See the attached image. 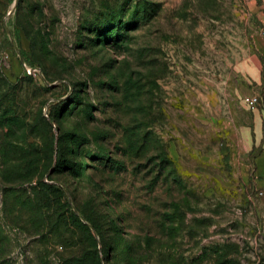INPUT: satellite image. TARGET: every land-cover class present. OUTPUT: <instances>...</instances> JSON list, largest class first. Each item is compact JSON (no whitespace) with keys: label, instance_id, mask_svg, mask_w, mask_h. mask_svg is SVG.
<instances>
[{"label":"rangeland","instance_id":"obj_1","mask_svg":"<svg viewBox=\"0 0 264 264\" xmlns=\"http://www.w3.org/2000/svg\"><path fill=\"white\" fill-rule=\"evenodd\" d=\"M250 96L264 110V0H0V264H60L1 174L36 156L73 211L111 215L106 264H264Z\"/></svg>","mask_w":264,"mask_h":264},{"label":"trees","instance_id":"obj_2","mask_svg":"<svg viewBox=\"0 0 264 264\" xmlns=\"http://www.w3.org/2000/svg\"><path fill=\"white\" fill-rule=\"evenodd\" d=\"M117 28L115 34L119 35V29H121L119 23L116 24ZM44 74L46 79L50 80L45 71ZM38 81L41 86H44L40 80ZM48 151L51 153V147ZM97 158L100 160L102 168H106L108 157L101 155ZM19 162L25 163L28 167H34L33 171L31 173L28 171V174L23 175L20 172H13V168H10L9 165V168L7 167L4 172H1L3 180L16 182L15 187L7 191V198L14 201L13 216L24 223L31 222L37 231L39 228L43 230L45 226L49 227L48 234L44 236V245L54 251V254L48 255L57 260L56 262L60 264H106L107 257L105 258L103 254V248L107 247L104 227L108 224L113 228V223L111 215L105 207L97 202L96 196H90L85 204H80V199L77 196L73 197L76 208V211H73L63 199L64 191L60 186L44 183L41 172L34 180L35 172H39L38 168H44V165L39 167L40 159L37 156L33 159H19ZM19 170L20 165L14 169V171ZM10 173L14 175V178H8ZM25 185L30 187L29 192H32V195L27 193ZM52 194L55 195L54 202L64 206V210L57 212L58 205L54 204L51 199ZM90 226L96 232L98 240L93 235ZM58 247L61 248V251H57ZM127 250L130 251L129 248ZM134 256L135 254L133 255L131 252L129 257Z\"/></svg>","mask_w":264,"mask_h":264},{"label":"crops","instance_id":"obj_3","mask_svg":"<svg viewBox=\"0 0 264 264\" xmlns=\"http://www.w3.org/2000/svg\"><path fill=\"white\" fill-rule=\"evenodd\" d=\"M257 83L259 84L260 83V79H258L257 80ZM246 95H252V94H246ZM243 105H244V107L249 111V109H248V107H247V105L245 104V102L243 101ZM261 106V105H260ZM251 113H253L254 114V116H253V124H254V126L256 127V126H259V123L261 122V119H260V116H261V114H263L264 113V110L263 109H261V108H259V109H256V110H254V111H252ZM239 118L240 117H238V120H239ZM257 161L259 162V171L261 170H263L264 169V153H262L261 154V156H259L258 158H257ZM262 166V169H261V166Z\"/></svg>","mask_w":264,"mask_h":264},{"label":"built area","instance_id":"obj_4","mask_svg":"<svg viewBox=\"0 0 264 264\" xmlns=\"http://www.w3.org/2000/svg\"><path fill=\"white\" fill-rule=\"evenodd\" d=\"M259 101L260 100H259V98L257 96H250V97H246L244 99L245 104L252 111L257 109Z\"/></svg>","mask_w":264,"mask_h":264},{"label":"water","instance_id":"obj_5","mask_svg":"<svg viewBox=\"0 0 264 264\" xmlns=\"http://www.w3.org/2000/svg\"><path fill=\"white\" fill-rule=\"evenodd\" d=\"M91 227V226H90ZM92 231L94 232L93 228L91 227Z\"/></svg>","mask_w":264,"mask_h":264}]
</instances>
